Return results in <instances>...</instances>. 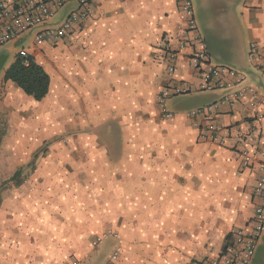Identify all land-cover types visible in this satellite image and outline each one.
<instances>
[{"label": "crops", "instance_id": "0c3cea01", "mask_svg": "<svg viewBox=\"0 0 264 264\" xmlns=\"http://www.w3.org/2000/svg\"><path fill=\"white\" fill-rule=\"evenodd\" d=\"M91 1L92 15L59 44L37 46L28 36L0 49V89L12 113L29 115L35 130L32 140L24 133L1 140L12 188L0 193V264H106L117 248L118 264H203L220 255L234 229L251 224L260 172L257 164L242 165L239 150L243 134L264 128V120L256 119L248 94L213 114L227 144L200 138L186 113L224 91L199 90L194 43L179 52L169 75L165 48L177 47L186 26L181 0ZM201 8L204 22L222 15L226 23L205 33L194 2L208 58L246 72L264 104V0H200ZM22 49L51 77L41 101L5 80ZM176 84L203 101L185 108L173 96V116L163 118L158 95ZM56 133L67 144L33 162L31 154ZM252 264H264V234Z\"/></svg>", "mask_w": 264, "mask_h": 264}, {"label": "built area", "instance_id": "2783aa9c", "mask_svg": "<svg viewBox=\"0 0 264 264\" xmlns=\"http://www.w3.org/2000/svg\"><path fill=\"white\" fill-rule=\"evenodd\" d=\"M182 12L186 16V26L183 36L176 48L168 45L165 48L168 57V72L171 77L176 73V59L179 52L191 46L193 50L192 63L200 70L201 82L199 90H223L224 94L215 102L200 108L189 110L186 115L193 120V126L199 129L202 140L219 145L227 144L226 130L218 124L213 114L223 106L234 108L248 94L251 96L250 107L255 110L256 119L264 120V104L261 90L257 86L247 85L248 74L238 69L217 65L210 61L204 38L199 34L195 17L193 0H181ZM91 0H0V49L11 42H18L31 36L37 46L59 44L65 38L73 35L93 13ZM257 45L250 44V57L257 55ZM19 52L30 55L27 50ZM259 72L264 89V60L260 64ZM191 92V88L173 85L165 88L158 95V106L163 118L173 116L168 109V99ZM244 146L240 148L242 165L253 167L257 164L260 172L254 190V213L251 224L233 230L231 239L227 242L219 256L208 259L203 264H252L260 240L264 234V145L255 152L250 146L264 143V128L252 127L243 134ZM109 233L105 232L97 237L95 243L100 242ZM121 249H115L106 264H118ZM75 260L69 264H77Z\"/></svg>", "mask_w": 264, "mask_h": 264}, {"label": "rangeland", "instance_id": "374dc122", "mask_svg": "<svg viewBox=\"0 0 264 264\" xmlns=\"http://www.w3.org/2000/svg\"><path fill=\"white\" fill-rule=\"evenodd\" d=\"M196 5V10L198 14H202L199 16V23L200 28L205 32L212 35V33H217L221 28H224L226 23L222 20V15H214L215 21L212 23L204 22V19L207 18L203 16L202 8L200 9V0H194ZM207 12V11H206ZM6 90L0 89V137L5 140V142L8 141V139H14L17 140L19 136V133H24L27 136V139L32 140L35 139L33 137L32 133L35 132L30 126V122L27 120L28 116L25 114L23 118L15 116V113L13 112V108L8 105L6 98ZM174 101L180 102L182 107L185 108H191L194 105H196L198 102L203 101V98L196 97L195 95H177L174 96ZM24 107V106H22ZM30 123V124H29ZM51 128H54L56 130L57 127H55L56 122L49 123ZM38 128V127H36ZM11 132L15 133L16 136L7 137L8 134ZM38 132V131H37ZM29 133V134H28ZM1 139V140H2ZM39 140V138H37ZM10 141L7 142L9 144ZM59 144H67V139L62 135V133H56L50 138H46L42 145L35 153L31 154V159L33 162L37 161L40 157V155L47 151L50 146H55ZM0 145H2V142L0 141ZM1 151V149H0ZM4 151L0 153V166H4V169H1L0 172V193L2 194L4 191H8L10 188H12V184L8 183L10 180L9 173L11 172L10 169H8V164L6 158L9 156V152ZM1 196V195H0Z\"/></svg>", "mask_w": 264, "mask_h": 264}, {"label": "trees", "instance_id": "16d2710c", "mask_svg": "<svg viewBox=\"0 0 264 264\" xmlns=\"http://www.w3.org/2000/svg\"><path fill=\"white\" fill-rule=\"evenodd\" d=\"M4 77L36 101L44 99L50 91V75L32 56L21 52H18L15 61L7 68Z\"/></svg>", "mask_w": 264, "mask_h": 264}]
</instances>
